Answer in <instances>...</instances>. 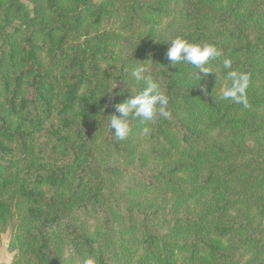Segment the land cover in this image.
Masks as SVG:
<instances>
[{"label":"trees","instance_id":"16d2710c","mask_svg":"<svg viewBox=\"0 0 264 264\" xmlns=\"http://www.w3.org/2000/svg\"><path fill=\"white\" fill-rule=\"evenodd\" d=\"M177 37L211 71L170 62ZM140 65L169 116L118 140ZM5 232L8 264H264V0H0Z\"/></svg>","mask_w":264,"mask_h":264},{"label":"clouds","instance_id":"9594fccd","mask_svg":"<svg viewBox=\"0 0 264 264\" xmlns=\"http://www.w3.org/2000/svg\"><path fill=\"white\" fill-rule=\"evenodd\" d=\"M218 56H220V52L215 46L192 44L180 37L173 39L167 50V58L170 62H188L204 73L211 71L210 68L206 67L207 61ZM223 68H231L230 59L223 60ZM147 72V67L143 65L132 69L131 76L137 82L143 81L145 87L139 93L116 105L119 116H111L109 127L111 130L114 129V136L118 140H124L129 134L130 113L142 121H151L157 112L162 117L167 118L169 116V112L166 110L168 98L159 90L158 84L152 80L150 75H147ZM226 78L231 81V85H225L222 88L221 97L231 99L236 103H243L246 106L244 94L248 84V76L236 71H228ZM158 105L159 107H157ZM149 131L148 127L142 129L144 135H147ZM82 264H95V261L85 256Z\"/></svg>","mask_w":264,"mask_h":264},{"label":"rangeland","instance_id":"374dc122","mask_svg":"<svg viewBox=\"0 0 264 264\" xmlns=\"http://www.w3.org/2000/svg\"><path fill=\"white\" fill-rule=\"evenodd\" d=\"M10 239V233L5 232L0 235V264L1 263H10L12 260V253L7 249Z\"/></svg>","mask_w":264,"mask_h":264}]
</instances>
